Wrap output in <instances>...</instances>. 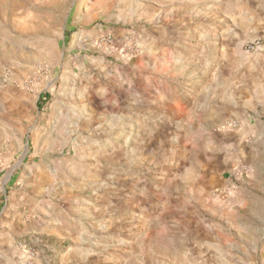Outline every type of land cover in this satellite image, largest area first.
I'll list each match as a JSON object with an SVG mask.
<instances>
[{
    "label": "rangeland",
    "instance_id": "374dc122",
    "mask_svg": "<svg viewBox=\"0 0 264 264\" xmlns=\"http://www.w3.org/2000/svg\"><path fill=\"white\" fill-rule=\"evenodd\" d=\"M261 37L264 0H0V211L25 195L28 264H264V77L236 60ZM255 86L233 176L226 125Z\"/></svg>",
    "mask_w": 264,
    "mask_h": 264
},
{
    "label": "crops",
    "instance_id": "0c3cea01",
    "mask_svg": "<svg viewBox=\"0 0 264 264\" xmlns=\"http://www.w3.org/2000/svg\"><path fill=\"white\" fill-rule=\"evenodd\" d=\"M260 54H254L253 56H245L244 61H242L240 58L236 59L239 64L248 62V75L247 80L254 79L255 76L261 75L264 77V51H261ZM259 90H263L260 86H255L252 88L251 94H247L241 102H236V105L238 106V115L240 117H237L236 120L238 121V129L235 131H229L226 132L225 140L228 145H230V152H231V163H235V166H238L240 162H244L246 160L248 153L250 151L246 148V145L243 146V142L246 141V139L251 138H257L261 137L262 134L259 133L257 124L251 125L249 121V114L247 113L252 108L256 109L258 105H261V98H258L257 95H259ZM263 95V94H261ZM255 117V116H254ZM45 149L47 147L45 146ZM39 167L37 171H34L33 173H30L29 176L26 178L30 179L31 183H40L44 179V171L43 169L40 170ZM215 177L214 186L212 189L215 188V191H217V172L209 176V178ZM25 180H21L23 182ZM6 198V193L3 191ZM15 192H10L9 199L10 202H8V209L4 211V207L7 205L6 203L3 204V208L0 211V264H28L29 256L21 252L20 248L17 247L15 244V240L17 239L15 235L19 234L24 229V224L20 221V218H17V214L10 213L12 209L15 208L13 203L17 204V202H20L25 195H14ZM19 193V192H16ZM13 197H16L15 200H13ZM18 197V198H17ZM36 201V200H34ZM34 209L38 207V202H34ZM7 229V232L4 231ZM37 257H35L36 259ZM34 259L32 260V262ZM31 264V263H30Z\"/></svg>",
    "mask_w": 264,
    "mask_h": 264
},
{
    "label": "built area",
    "instance_id": "2783aa9c",
    "mask_svg": "<svg viewBox=\"0 0 264 264\" xmlns=\"http://www.w3.org/2000/svg\"><path fill=\"white\" fill-rule=\"evenodd\" d=\"M95 47L115 49V53L119 59L123 62H128L136 57L140 52V47L135 37L129 36L121 41H115L114 36L110 33H106L99 39H96L93 43ZM242 48L245 52H252L261 48H264V37L253 39L252 41L243 44ZM227 131H235L238 129V121L233 119L227 123ZM233 176H241L245 173V167L236 166L231 171ZM214 198H217V191H214Z\"/></svg>",
    "mask_w": 264,
    "mask_h": 264
},
{
    "label": "trees",
    "instance_id": "16d2710c",
    "mask_svg": "<svg viewBox=\"0 0 264 264\" xmlns=\"http://www.w3.org/2000/svg\"><path fill=\"white\" fill-rule=\"evenodd\" d=\"M44 98H46V96ZM39 100L44 101L42 97H40ZM42 107H43V103L42 102L38 103V109L40 110Z\"/></svg>",
    "mask_w": 264,
    "mask_h": 264
}]
</instances>
